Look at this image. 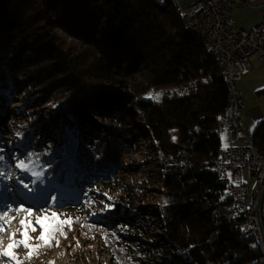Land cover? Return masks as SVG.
<instances>
[{"label": "trees", "instance_id": "1", "mask_svg": "<svg viewBox=\"0 0 264 264\" xmlns=\"http://www.w3.org/2000/svg\"><path fill=\"white\" fill-rule=\"evenodd\" d=\"M150 89L166 90L160 101L141 97ZM226 104L204 37L186 29L171 0H0V221L18 160L41 171L64 204L130 171L142 143L163 200L153 242L132 250L122 235L84 223L114 264H152L161 254L173 264H264L214 172ZM252 140L264 155L263 121ZM141 214L134 223L147 221Z\"/></svg>", "mask_w": 264, "mask_h": 264}, {"label": "rangeland", "instance_id": "2", "mask_svg": "<svg viewBox=\"0 0 264 264\" xmlns=\"http://www.w3.org/2000/svg\"><path fill=\"white\" fill-rule=\"evenodd\" d=\"M171 1L174 3L173 0ZM165 90L150 89L141 97L160 101L162 92H165ZM168 90L172 89L169 88ZM17 104L14 103L9 106H16ZM44 107H49V104L41 107L39 112ZM226 133L223 132L221 135V144L225 143ZM50 139L53 140L52 137ZM18 143L15 138L10 141V144L16 148H18ZM142 146L141 143L140 147L129 157L130 171L125 169L120 176L114 178L115 180L104 179V182L96 183L85 192L87 195L84 191L78 192L76 190L71 197H64V204H60L61 196L60 191H57V187L52 182L42 178V172L33 169L30 161L26 160L30 164L31 171L21 172L20 169L15 167V174H12L14 186L11 187L8 196L10 205L7 206L4 203V207L8 208L9 211L7 216L2 214L0 221V224L4 225V230L0 231V253L14 239L23 238L21 236L23 228L19 223L20 220L27 217L34 224L36 217L44 215L51 217L53 213L56 214L55 221H69V223L63 225L64 235L56 232L55 239L51 241V246L42 245L40 248L34 249V254L31 257H28V250L22 245L14 246L11 251L21 261V264H50V262L51 264H114L102 235L96 232V227L84 225L85 222L102 224L114 234L122 235L127 243L129 242L132 250H135L136 247L147 250L148 244L152 243V239H154L151 237V225L157 221L162 222L158 207L163 200L158 193L159 187L150 174L151 168L149 165H145L151 158ZM53 149H55L54 143L47 148V151L53 153ZM33 171L40 173L39 177L33 176L31 174ZM242 176L250 195L253 181L247 180L244 171ZM20 181L27 183L29 188L35 190L29 191V188H24L23 183ZM33 181H36V183L34 184ZM140 187L143 188V191L139 190ZM53 192H56L58 197L52 196ZM124 197L128 198L127 202L123 200ZM53 198H56L55 202H53ZM16 208H20L21 211L10 210ZM25 209H31V216H28ZM141 212H143V215L148 213L149 216H147V221L139 225L134 223L133 219L137 215H142ZM120 223L124 224L125 229L118 228ZM156 232H161V230H156ZM28 234L31 244H41L36 239L41 234L39 226H36V231L29 228ZM57 240L59 244L56 243ZM170 260L171 258L168 255L163 254L157 256V258L150 257L152 264H173ZM0 264H14V260L0 256Z\"/></svg>", "mask_w": 264, "mask_h": 264}, {"label": "built area", "instance_id": "3", "mask_svg": "<svg viewBox=\"0 0 264 264\" xmlns=\"http://www.w3.org/2000/svg\"><path fill=\"white\" fill-rule=\"evenodd\" d=\"M256 0H193L186 12L189 23L203 28L210 35L221 62L226 64L232 91L230 107L220 120V131L226 130L229 141L236 142L224 147L214 164L218 180L230 175L231 188H224V196L230 199V209L236 216H243L240 229L246 235L259 236L258 247L264 251V155L246 143L242 129L241 110L244 108L237 83L249 73L250 59L264 60V13L262 19L250 29L235 27L231 17L233 8L250 7ZM247 180L253 181L249 195Z\"/></svg>", "mask_w": 264, "mask_h": 264}, {"label": "crops", "instance_id": "4", "mask_svg": "<svg viewBox=\"0 0 264 264\" xmlns=\"http://www.w3.org/2000/svg\"><path fill=\"white\" fill-rule=\"evenodd\" d=\"M193 0H176L179 10H187ZM264 13V0H256L254 4L246 8H233L231 17L235 27L240 29H250L253 25L261 21ZM251 69L242 80L237 83L241 92L244 108L241 110V126L245 134L253 139L255 127L258 123L264 122V94L260 93L264 89V60L255 57L250 59ZM226 130L220 132L221 148L236 142H230L226 133L225 143L221 144V135ZM229 141V142H228ZM228 142V143H227Z\"/></svg>", "mask_w": 264, "mask_h": 264}, {"label": "snow or ice", "instance_id": "5", "mask_svg": "<svg viewBox=\"0 0 264 264\" xmlns=\"http://www.w3.org/2000/svg\"><path fill=\"white\" fill-rule=\"evenodd\" d=\"M158 98V97H157ZM175 139V138H173ZM31 153L28 154V159H30L31 157ZM4 157L0 156V160H3ZM13 159H16L15 156H13ZM18 169L21 170V172H26V171H31L30 168V164L28 162H26L25 159H20L18 160V162L15 165ZM31 174L33 176L39 177L40 173L38 172H31ZM0 176H4L5 178H7V175L0 171ZM21 183H23V181H20ZM33 183L35 184L36 181H33ZM23 187L24 188H29V185L27 183H23ZM35 189L29 188V191H34ZM85 195H87V193H85ZM56 198H53V202H55ZM10 210H14L16 212L21 211L20 208H16V209H10ZM3 209L0 208V212H2ZM25 211L28 212V216H31V209H25ZM4 216H7V212H3ZM55 217L56 214L53 213L51 217L44 215L42 217H36L35 218V222L33 224V222L28 219L27 217L25 219L20 220V225L23 228V231L21 232V236L23 237L22 239L19 240H13L12 243H9L7 248L3 250L2 253H0V256L3 257H9L10 259L14 260V264H21V261L16 258L13 254V252L11 251L13 249L14 246H20L22 245L25 249L28 250V257H31L34 254V249H38L40 248L42 245L43 246H51V241L53 239H55V234L56 232H60L61 235H64L62 228L64 224L69 223V221H55ZM55 221V222H54ZM36 226H39V228L41 229V234L39 235V237H36V239L38 241L41 242V244H36L33 245L29 242L30 237L28 234V229L31 228L32 231H36ZM4 230V225L0 224V231ZM57 244H59V241H56ZM51 264V262H50Z\"/></svg>", "mask_w": 264, "mask_h": 264}, {"label": "bare ground", "instance_id": "6", "mask_svg": "<svg viewBox=\"0 0 264 264\" xmlns=\"http://www.w3.org/2000/svg\"><path fill=\"white\" fill-rule=\"evenodd\" d=\"M173 1L177 5L176 0H173ZM179 11H180V15H181L183 24L186 27V29L192 33H195V34H198V35H201L204 37L205 47L208 51H210L211 56L213 57L217 66L220 68L222 79L225 82L226 87H227V104H226L224 110L222 112H220L219 114H217V116H216V131L219 134L220 120L224 117L226 111L230 107L231 98H232V91H231V87H230V83H229V76L227 73L226 64L221 62V55L218 53V50L216 49V46L214 45L212 38L210 37V35L207 34L206 30L203 28L195 27L193 25V23H189V21L186 18V12L184 10H179ZM245 140H246V143H250V147H256V151H259L257 145L246 134H245ZM223 151H224V148H220L216 157H218V155H222ZM222 182L224 184V188H231L230 175H222ZM253 237L255 238L256 244H259V236H253ZM259 248H260V250H262V247H259Z\"/></svg>", "mask_w": 264, "mask_h": 264}]
</instances>
